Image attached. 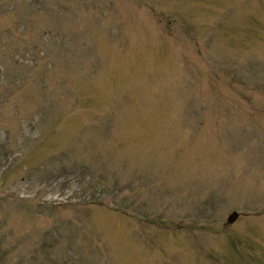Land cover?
<instances>
[{
    "label": "rangeland",
    "instance_id": "obj_1",
    "mask_svg": "<svg viewBox=\"0 0 264 264\" xmlns=\"http://www.w3.org/2000/svg\"><path fill=\"white\" fill-rule=\"evenodd\" d=\"M0 264H264V0H0Z\"/></svg>",
    "mask_w": 264,
    "mask_h": 264
},
{
    "label": "water",
    "instance_id": "obj_2",
    "mask_svg": "<svg viewBox=\"0 0 264 264\" xmlns=\"http://www.w3.org/2000/svg\"><path fill=\"white\" fill-rule=\"evenodd\" d=\"M237 215V212L235 210H231L227 216H226V221L229 222V221H232Z\"/></svg>",
    "mask_w": 264,
    "mask_h": 264
}]
</instances>
